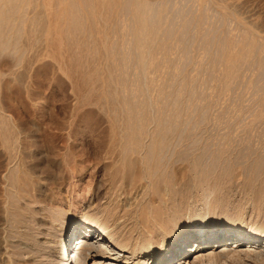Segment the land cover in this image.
Instances as JSON below:
<instances>
[{"label": "rangeland", "instance_id": "obj_1", "mask_svg": "<svg viewBox=\"0 0 264 264\" xmlns=\"http://www.w3.org/2000/svg\"><path fill=\"white\" fill-rule=\"evenodd\" d=\"M121 1L123 0H24L18 2V8L8 10L10 12L2 17L4 19L0 29L4 33L0 37L2 35L5 40L9 37L10 45L0 47V113L4 119L2 121L0 117V264L20 262L13 255L14 250L38 227V222L46 217V211L56 205L79 220L89 211L102 207L111 208L116 217H120L118 220L125 224L126 230H130L134 236L142 232L145 221L150 222L158 217L155 211L159 209L163 215L160 214V217L167 214L172 215L171 218L178 217L179 223L186 222L188 228L194 231L198 223L197 210L207 207V219L226 218L235 227L255 230L264 238V202L257 206L254 200L244 199L242 192V182L248 175L250 163L256 157L264 158V80L260 79H264V71L258 69L259 58L254 53L252 59L255 56L257 58L243 66L245 70L241 68L239 74L232 79L226 77L228 81L223 79L226 72L224 58L229 57V54L232 57L239 54L247 46L245 44L250 42L247 40L250 39L249 35L247 36L245 28L242 30L241 26L246 25L257 34L260 32L259 36H263V41L260 42L263 46L261 53L264 54V0H209L211 3L208 0H150L157 3L158 7L154 5L166 18L160 34L176 21L173 23L176 34L172 39L168 38L170 48L166 51L154 48V58L151 59L154 65L148 68L150 72L147 73L148 78L153 81L150 91V96H156L153 100L159 97L167 114L181 104L182 107L176 110L182 114L183 127H188L180 133V140L170 150V164L166 171L175 188L179 190L175 202L170 198V192L164 190L162 183L157 188L152 185V180L142 177L141 164L134 165L131 182L121 180L118 174L122 167L120 137L125 131V114L113 94H133V100L138 102L146 99L142 90V73L139 71L141 68L142 72V67L138 66L137 59H133L134 62L132 60L127 66L122 63L124 52L129 48L128 41L132 38L130 28L133 20ZM217 2H221L219 7L222 8L230 4L229 8L235 11L233 12L236 16L230 15V21L226 24L220 21L222 11L216 13L214 10L218 6ZM105 3L110 6L107 7ZM208 5L210 9V5H213L214 12L209 11ZM178 9L184 12L179 15ZM224 10L228 12V6ZM232 10L229 13H233ZM202 12H211L212 19L209 18L212 21L209 18L205 20L207 24L204 21L201 24L202 29L200 26L196 28L194 24L190 25L188 32L196 35L198 43L195 41L191 46L193 48L186 45L184 47V43L177 40L179 32L176 31H181ZM215 13L219 14L218 18ZM183 16L187 18L183 19ZM209 22L212 23L208 24ZM211 35L218 37L219 41L220 37H227L230 53L228 48L224 47L225 51L219 44L214 46L216 49L207 50L205 39L211 38ZM181 46L184 47L183 50ZM220 51H224V54ZM260 61L264 63L261 58ZM123 77L126 78V83L122 87L118 82ZM163 90L168 92L167 95ZM176 93L179 94V99ZM159 95L163 98L160 99ZM176 99L181 102L176 104ZM170 101L174 105L171 106ZM201 117L205 120H201ZM189 120L194 122L190 124ZM154 126L155 123L151 128ZM2 134L8 138L11 136V145L3 142ZM182 152L185 155H181ZM220 152L229 161L230 169L226 170L230 173V178L223 184L224 192L209 202L201 192L188 189L191 183L189 166L191 160L198 156L203 158ZM154 181L156 180L153 179ZM111 193L115 194V199L110 202ZM166 209L168 210L164 213ZM237 212H241L243 218H236ZM195 238V235L188 238L192 243L189 244L191 252H188L187 257L193 258L195 252L199 251V243H194ZM206 241L210 242L209 239ZM232 241L235 240L232 238L229 241V247L235 246ZM222 244L220 242L217 247ZM236 245L246 250V253L217 260V264H264V256H258V250L253 248V243L248 239L241 240ZM262 246L260 244L259 247ZM248 249L251 250L250 253ZM162 254L164 253L158 252L153 258L155 264L162 263L159 260ZM177 259H174L175 264L179 263ZM105 260L109 258L106 257ZM146 260L150 263V256ZM104 261L98 264L109 263ZM119 261L127 264L123 255ZM142 263L144 262L140 259H135L130 264Z\"/></svg>", "mask_w": 264, "mask_h": 264}, {"label": "bare ground", "instance_id": "obj_2", "mask_svg": "<svg viewBox=\"0 0 264 264\" xmlns=\"http://www.w3.org/2000/svg\"><path fill=\"white\" fill-rule=\"evenodd\" d=\"M20 1L22 2L24 0H0V24L3 22L2 20L4 18L2 19V17H4V14L6 12H8V10H10V9L18 8V5L20 4L18 2H20ZM110 1L113 2V0H110ZM121 2H124L123 3L124 9L129 13L128 15L131 16V19L133 20V22L131 21L132 25L130 28V33L132 35V38L130 40L128 39L129 40L128 41L129 48L127 49V51L124 52V55L122 57V60H123L122 63L124 66H127V65H130V63L132 62L133 59H137L138 66L140 65L142 67V72L140 70L141 68L139 67L140 68L139 71H140V73H142V77H141L142 81L141 80L140 81L142 83V90L146 94V99H144V101L142 100V101L138 102L137 100H133L135 98V96L133 94H131V96L129 94H128L129 96L128 95L126 96L125 94L124 95L117 94V93L113 94V98H115L116 101H119L120 109L125 114V121H124L125 122L124 123L125 124V127H124L125 131L123 132V134H121V137H120L121 140L119 139L122 142L121 143L122 150L120 151L121 155H122V163H121L122 167L118 171V174H120L121 180H125L126 182H131L130 178L132 177L131 174L133 173L132 170L134 168V165L135 164H139V165L141 164L142 167H140V168H143L142 177L152 180V185H154V186L156 185L157 188H158L159 184L162 183V185L164 186V190L170 192V196H171L170 198H172L173 202H175V199L179 193V190H177L175 188V185L173 184V180L171 179V177L167 176L166 171L168 169V164H170V162H169L170 161L169 159L171 158L170 150L172 149L173 145H175V142L177 140L178 141L180 140V137H181L180 133L186 131L188 129V127H186V126L183 127L184 124L182 123V114L180 112H177L178 110H176L177 108L179 109L181 104L179 106L177 105L176 108L174 107L175 110L172 113L169 110H166V111L170 112V114H167L165 112V109H164L165 107L161 103L162 100L160 101L158 99L159 97L156 98V100L155 99L153 100V98L156 97V96L155 97L150 96V91L153 87L152 86L153 81L151 78H148L147 73L149 71L148 68H150V66H152V64H153L151 59L154 58V57L152 58V55H153L152 52H154V48H156V47L161 48V49H164L165 51L167 48H170V45L168 46V43H169L168 38L170 39V37H171V39H172L173 35L176 34L175 30L173 29L174 28L173 25L176 23V21L173 19L175 21V22H173L174 24L171 23L172 25H170V28L165 29L162 32V34H160L161 33L160 28H161L163 22L166 20V18L163 15L162 11L159 10V8H157L158 7L156 5L157 3L150 2V0L149 1H147V0H123ZM209 2L211 3V1H209ZM213 2H214V0H213ZM213 2H212V4H215ZM103 3L104 2H101V4H103ZM220 3L221 2H219V4ZM207 4H208V2H207ZM217 4H218V2H217ZM219 4L217 6L218 8L216 7L214 10L216 11V13L218 11H220V12L222 11L221 12L222 14L220 13L221 16H219V17H221L220 21L222 22V24H226L227 22L230 21L229 16L232 14L234 15L235 11L229 8L230 4L227 6H228V9L230 12H231V10H232V12L234 11L233 13H229V11L227 12L226 10H224L227 6L224 5L225 8L223 6V8H224L223 9L222 6L219 7ZM223 4H227V3H223ZM115 5H116V3H115ZM115 5H113V6H115ZM106 6H107V4H106ZM108 6H110V5H108ZM118 6H120V5H118ZM210 7H211V9L209 8V5H208V9H210L209 11H211L212 8H214L213 5H210ZM233 7H234V5H233ZM20 9H22V8L20 7ZM120 10H122V7ZM182 10L181 11L179 10L180 14L178 12L177 13L179 15H181V13L184 12V11L182 12ZM205 10H206V8H205ZM214 10H212V11L214 12ZM112 11H113V9H112ZM69 12H70V10H69ZM192 12H194V11H192ZM197 12H195V15ZM210 14L212 15L211 12H210ZM210 14L209 13L204 14L202 12V14H199V16L196 19L189 18V20H191V19H193V20L190 21L189 23H187L185 28L181 29V31L179 28H178L179 31H176V32H179V35L177 36V40H179V42H181V43H184V47L189 46L190 48H193L191 46H193L195 41L197 43H198V41L196 40L197 39L196 35H194V33H193L195 31L192 32L193 33L192 35L188 32V30H190L189 28H191L190 25L194 24L196 28L199 26L201 27V24L204 23V21L210 17ZM195 15L193 17H195ZM216 15H217V17L216 16L215 17L218 18L219 14H216ZM234 16H236V14ZM250 16H251V14H250ZM250 16H249V19H251ZM5 17H7V16H5ZM20 17H21V15H20ZM166 17H168V16H166ZM179 17H181V16H179ZM253 17H255V16H253ZM12 18H13V16H12ZM184 18H187V16L186 17L183 16V19ZM211 19H210V21H212ZM177 20L180 21L178 18H177ZM236 20H238V19H236ZM236 20H235V22H236ZM8 21H10V20L8 19ZM181 21H184V20H181ZM187 21H188V19H187ZM233 21H234V19H233ZM233 21H232V23H233ZM185 23H186V21H185ZM210 23H212V22H209L208 24H210ZM164 24H165V22H164ZM168 24H170V23H168ZM206 24H207V22H206ZM217 24H218V21H217ZM192 27H194V26H192ZM195 27H194V29H196ZM180 28H182V26ZM241 28H242V30L245 28L244 31L246 32L247 36L249 35L248 37H250V39L249 38L248 39L246 38V39L250 40V42H249V44L248 43L245 44V46L246 45L247 46L245 48L243 47L244 49L241 52L238 49L240 53L239 54L237 53L238 55L234 54L235 55V56H233L234 58L230 54L228 55L229 57H225V58H227L226 60L224 58V61L226 62V72H225L226 75L224 73L225 78L221 73L224 80H226V77L228 79H232L235 76H237L239 74V70L243 69L242 68L243 66L248 65L251 62V60H254L257 57L259 58V59H257L258 63H259L258 69H260L261 72L264 71V66H263L264 63L260 61V58H261V60L264 61V54L261 53V51L263 50V48H262L263 46H262V44H260V42L263 41V39H261L263 36L260 35L261 36L260 37L259 36L260 32L257 34V32L252 31L253 29L251 30L246 25L243 27L241 26ZM1 29H0V34L4 33V32H2ZM201 29H202V27H201ZM224 31L226 32L227 30H224ZM200 32H202V31H200ZM188 34H190V35H188ZM212 34H214V33H212ZM128 36L130 37V34ZM220 36H221V34H220ZM203 37H201V39ZM236 37H237V34H236ZM217 38L212 37V35H211V38L206 37L205 43L208 46L207 50L211 51V49L215 48L214 46L216 44H219V46L221 45V47H223L221 49H224V47L225 48L229 47L228 46L229 39L227 37H220V41ZM3 39H2V35H1L0 47H2V48L8 47L10 45L9 37H8L9 40L7 38H6V40L5 39L3 40ZM176 43H178V42H176ZM180 45H179V47H180ZM113 47H115V46H113ZM182 47L183 46H181V49H182ZM184 47H183V49H184ZM216 47L218 50L219 49L218 46H216ZM111 50H113V49H111ZM190 50H192V49H190ZM224 50L226 51V49H224ZM119 51H122V50H119ZM220 52L224 54V51L223 52L220 51ZM228 53H230V49H229ZM254 53L256 54L257 57L255 56L252 59V56L254 55ZM113 54H115V53H113ZM182 54H184V52ZM190 54H191V52H190ZM187 55L188 54L186 52V56ZM209 55L211 56V52ZM223 56H227V55H223ZM188 57H189V55H188ZM190 57H191V55H190ZM213 58H215V57H213ZM220 58L222 59V56ZM188 59H190V58H188ZM188 59H187V61H190ZM184 60H185V58H184ZM217 60H220V59L217 58ZM187 61H185V62H187ZM133 62H134V60H133ZM134 65H135V63H134ZM254 65L255 64L253 63V66ZM112 66H114V65H112ZM131 66H132V64H131ZM214 66L215 65H213V67ZM223 66H224V64H223ZM185 69H186V67H185ZM255 69H257V68H255ZM215 70H217V69L215 68ZM243 70H245V69H243ZM240 72H242V71H240ZM212 73H213V71H212ZM214 73H215V71H214ZM222 76H220L221 81H223ZM260 76H262V75H260ZM249 77H251V76H249ZM237 78H239V77H237ZM260 79L264 80L261 77H260ZM128 80H127V82H128ZM226 81H228V80H226ZM226 81L224 82V84L226 83ZM232 82H233V80H232ZM252 82H253V80H252ZM118 83L120 85H122V87H123L124 84L126 83V78L123 77L121 80H119ZM159 88H161V87H159ZM139 90L142 91L141 89H139ZM164 90H163V93L165 92ZM182 91H183V89H182ZM122 92H124V90ZM136 92L134 94H137ZM130 93H131V91H130ZM167 93L165 95H167ZM140 95H141V93H140ZM151 95H153V93ZM178 95L176 93L177 97H178ZM172 96H174V95H172ZM172 96H171V98H172ZM136 97H137V95H136ZM161 97L163 98V96H160V99H161ZM169 97H170V95H169ZM177 99H179V97ZM177 99L175 100L176 104H177V102L178 103L181 102V100H177ZM168 100H167V102H169ZM173 101H174V99H173ZM182 102H183V100H182ZM169 104H171V106L174 105L171 103V101ZM176 104H175V106H176ZM186 106H187V104H186ZM168 107H170V105ZM180 110L182 111L183 109H180ZM171 111H172V109H171ZM184 113H185V111H184ZM0 117H2V114ZM197 119H199V118H197ZM203 119L204 118L201 117V120H203ZM3 120L4 119L2 117V121ZM187 121H188V119H187ZM185 122H186V120H185ZM191 122L192 121H190V124H191ZM154 123H155V126L152 129L151 127H152V124H154ZM185 125H187V124H185ZM197 127H199V124ZM195 129L196 128H194V130ZM189 130H192V129L190 128ZM10 134L11 133H9V135ZM185 136H187V135H185ZM10 137L11 136H9V138H8L5 134H2L1 139L3 140L4 143L11 145L10 142H12V141H10ZM182 138H183V136H182ZM190 144H191V142H190ZM209 148H210V146H209ZM173 149H174V147H173ZM175 152H176V149H175ZM182 154H184V153L182 152L181 155ZM186 156H188V155H186ZM183 157L184 156H182V158ZM205 157L201 158V156H198L194 160H191V164L189 166L190 172H191V176H190L191 183H190L188 189L190 191L193 189V190L199 191V193L201 192L204 195V197L207 198L209 200V202H211V201L217 199L219 197V195L224 192L225 188H224L223 184L225 183V181H227L228 178H230V173L227 171L228 169H230V167L228 168V166H230V165H229V161L227 160L225 155L221 152L218 154L212 153V154L205 156ZM181 160H183V159H181ZM167 162H169V163H167ZM173 162H174V160H173ZM134 173H135V171H134ZM234 175L235 174H233V176ZM134 177H136V176H134ZM139 177H141V176H139ZM153 179L156 181L153 182ZM134 180H135V178H134ZM144 181H145V179H144ZM242 184H243V191L242 192L244 193V199L249 200V201L254 200V203L255 204L257 203V206H258V204L260 205L264 202V158H263V156L256 157L254 160H252V162L250 163V166L248 167V175L246 176L245 180H243ZM117 185H119V184H117ZM120 185H121V183H120ZM143 185H144V183H143ZM145 185H147V184H145ZM121 187H123V186H121ZM152 189H153V187H152ZM159 191H160V189H159ZM114 193H111L109 196L110 202L113 199H115ZM163 201H164V199H163ZM110 209H108L107 207H104V208L102 207V208H99L98 210L89 211L86 215H84L82 217V220L81 219L79 220L74 215L69 214L68 211H66L65 209L60 208V206H58V205H56L55 207L51 206V208H49V210L46 211L47 212L46 217L42 218L38 222V224H39L38 227L37 228L35 227L33 229V231L29 235H27V237L25 236L26 241L22 242L20 244V246H17V247L14 246V247H16V250H14L13 255L16 256L15 258L18 257L19 261H20V262H17L16 264H90V262H92L91 264H98L99 262H103L104 258H106V257L109 258V260L104 261V262H109L107 264H123L119 261V259L122 258V255H123V259H125V262L127 264H130L131 261L134 262L135 259H140L142 262H144L142 264H155V261L153 260V258L157 255L158 252L164 253L161 255V257L159 259L162 261L161 264H175L174 259H176V258H178L177 259L179 261L178 264H217V262H216L217 260H220V259L222 260L223 258L228 257V256L240 255L242 252H245L246 250L241 249L239 247V245H236V243L238 244L241 240H246V239H248L250 241V243H253L254 249L258 250L257 251L258 256H261V257L264 256V243H263L264 238H262V236L260 235L259 232L255 231V230L247 229L245 227H235L226 218H222L219 220L207 219V214H208V208L207 207H203L202 209L197 210L196 218L198 220V223H197L196 229L194 231H191L188 228V224L186 222L179 223L180 218L178 219V217H175V218L172 217L171 218L172 215H169V214H167L165 217H160L159 215L160 214L162 215V211H161V209H159L158 211H155V213H156V215H158V217H155L154 220H151L150 222L145 221L143 223V230L141 229L142 232H140V234L137 236L132 235L130 233V230L127 231L125 224L123 222H121L122 220L121 221L118 220L120 217H118V216L116 217V214L113 211H111ZM149 210H151V209H149ZM167 210L168 209H166L164 211V213ZM235 215H236V218H243V216H241V212L240 213L237 212V214H235ZM252 216H254V215H252ZM34 224H33V227H34ZM78 228H79V230L77 231ZM192 235L196 236L194 243H199L197 246V249H199V251L195 252V255L193 258L192 257L190 258V257H187V254H188V252H191V248H190L189 244L192 243V240L191 239L188 240V238H190ZM232 238L235 240V241H232V243H234L235 246L229 247L228 243H229V241L232 240ZM208 239L210 240V242L206 241ZM220 242H223V244L217 247V244H219ZM258 243H259V245H258ZM260 244L263 246L259 247ZM249 251H251V250L248 249V252ZM254 254H255V252H254ZM148 256H150V259H151L150 263H149V261L146 260ZM253 259H254V257H253Z\"/></svg>", "mask_w": 264, "mask_h": 264}]
</instances>
